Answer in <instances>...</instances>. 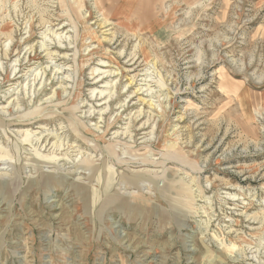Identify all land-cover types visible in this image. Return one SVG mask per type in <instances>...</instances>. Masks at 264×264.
I'll list each match as a JSON object with an SVG mask.
<instances>
[{
    "label": "rangeland",
    "instance_id": "374dc122",
    "mask_svg": "<svg viewBox=\"0 0 264 264\" xmlns=\"http://www.w3.org/2000/svg\"><path fill=\"white\" fill-rule=\"evenodd\" d=\"M0 264H264V0H0Z\"/></svg>",
    "mask_w": 264,
    "mask_h": 264
},
{
    "label": "bare ground",
    "instance_id": "6f19581e",
    "mask_svg": "<svg viewBox=\"0 0 264 264\" xmlns=\"http://www.w3.org/2000/svg\"><path fill=\"white\" fill-rule=\"evenodd\" d=\"M61 44V43H60ZM59 63V62H58ZM105 64V63H104ZM59 71V70H58ZM97 71V70H96ZM96 71H94V73H96ZM99 71V70H98ZM115 72V71H114ZM46 73V72H45ZM115 74V73H114ZM56 75V74H55ZM100 76L101 75H104V73H100L99 74ZM100 76H97V79H96V77H95V79H93L94 81H98L99 79H100ZM111 76V75H110ZM37 79V78H36ZM42 80V79H41ZM55 80V79H54ZM91 81V80H90ZM104 85V84H103ZM98 86V85H97ZM106 86H108V85H106ZM63 90V89H62ZM94 91H96V90H94ZM113 91V90H112ZM101 92V91H100ZM108 92V91H107ZM111 92V91H110ZM115 92V91H114ZM95 93V92H94ZM105 93H106V91H105ZM100 94V93H99ZM98 94V95H99ZM100 95H102V92H101V94ZM98 97H103V96H98ZM97 99V98H96ZM99 99V98H98ZM105 99H106V97H105ZM104 100V99H103ZM15 102V101H14ZM104 102V101H103ZM15 108V107H14ZM101 116V115H100ZM29 119V118H28ZM118 135V134H117ZM131 137V136H130ZM37 140V139H36ZM123 189V188H122Z\"/></svg>",
    "mask_w": 264,
    "mask_h": 264
}]
</instances>
